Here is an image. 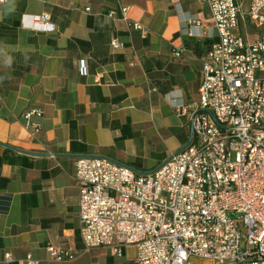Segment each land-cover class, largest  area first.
<instances>
[{"label":"crops","instance_id":"0c3cea01","mask_svg":"<svg viewBox=\"0 0 264 264\" xmlns=\"http://www.w3.org/2000/svg\"><path fill=\"white\" fill-rule=\"evenodd\" d=\"M237 1L244 9L250 2ZM121 7L144 37L121 18ZM41 15L52 31L32 28ZM112 38L121 49L110 46ZM216 40L201 0H0V196L11 198L0 213V264H22L27 255L42 264H84L94 250L105 264H135L134 247L120 257L85 249L75 162L103 157L149 173L180 151L185 138L148 171L129 163L136 143L159 142L175 124L189 127L201 63ZM34 108L43 115L32 136L20 115ZM48 245L74 259L50 261Z\"/></svg>","mask_w":264,"mask_h":264},{"label":"built area","instance_id":"2783aa9c","mask_svg":"<svg viewBox=\"0 0 264 264\" xmlns=\"http://www.w3.org/2000/svg\"><path fill=\"white\" fill-rule=\"evenodd\" d=\"M201 2L217 40L201 63L187 144L149 173L103 157L75 162L87 250L109 249L120 257L134 247L135 264H264V0H250L247 9L237 0ZM127 10L119 9L121 18L144 37ZM48 21V15L35 17L32 28L52 31ZM110 46L122 48L116 38ZM42 115L38 108L20 115L32 136ZM45 250L55 263L74 259L69 250ZM22 264L42 263L27 255Z\"/></svg>","mask_w":264,"mask_h":264},{"label":"rangeland","instance_id":"374dc122","mask_svg":"<svg viewBox=\"0 0 264 264\" xmlns=\"http://www.w3.org/2000/svg\"><path fill=\"white\" fill-rule=\"evenodd\" d=\"M185 126L186 125L183 124L178 127L177 124H175V126L164 132L163 140L159 142L152 141V144L147 146H141V144L136 143L130 153L129 163L131 166L141 171H148L157 165L166 152L168 153L170 149L176 147L180 140L185 138V144H187L190 136V129ZM87 253V256L84 257V264H105L103 251L94 250ZM192 263L208 264L204 261H192Z\"/></svg>","mask_w":264,"mask_h":264},{"label":"trees","instance_id":"16d2710c","mask_svg":"<svg viewBox=\"0 0 264 264\" xmlns=\"http://www.w3.org/2000/svg\"><path fill=\"white\" fill-rule=\"evenodd\" d=\"M11 198L8 195L0 196V213H6L10 207Z\"/></svg>","mask_w":264,"mask_h":264},{"label":"water","instance_id":"95a60500","mask_svg":"<svg viewBox=\"0 0 264 264\" xmlns=\"http://www.w3.org/2000/svg\"><path fill=\"white\" fill-rule=\"evenodd\" d=\"M190 134H191V132H190ZM1 146L5 147V148H8V149H10V150H14V151L21 152V153H25V154H33V153H27V152L20 151V150H18V149H15V148L9 147V146H7V145H1Z\"/></svg>","mask_w":264,"mask_h":264}]
</instances>
